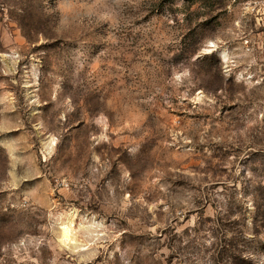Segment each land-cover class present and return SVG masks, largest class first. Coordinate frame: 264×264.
<instances>
[{
	"label": "rangeland",
	"instance_id": "rangeland-1",
	"mask_svg": "<svg viewBox=\"0 0 264 264\" xmlns=\"http://www.w3.org/2000/svg\"><path fill=\"white\" fill-rule=\"evenodd\" d=\"M233 258L264 264V0H0V264Z\"/></svg>",
	"mask_w": 264,
	"mask_h": 264
},
{
	"label": "trees",
	"instance_id": "trees-1",
	"mask_svg": "<svg viewBox=\"0 0 264 264\" xmlns=\"http://www.w3.org/2000/svg\"><path fill=\"white\" fill-rule=\"evenodd\" d=\"M232 262H233V264H239V263L242 264V262H245V261H244V259H243V260H242V259L239 260V259H237V258H233V259H232ZM238 262H239V263H238Z\"/></svg>",
	"mask_w": 264,
	"mask_h": 264
},
{
	"label": "snow or ice",
	"instance_id": "snow-or-ice-1",
	"mask_svg": "<svg viewBox=\"0 0 264 264\" xmlns=\"http://www.w3.org/2000/svg\"><path fill=\"white\" fill-rule=\"evenodd\" d=\"M53 143H55V142L53 141Z\"/></svg>",
	"mask_w": 264,
	"mask_h": 264
}]
</instances>
